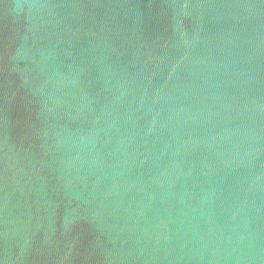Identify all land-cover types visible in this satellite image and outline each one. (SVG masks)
Here are the masks:
<instances>
[{"label": "water", "instance_id": "water-1", "mask_svg": "<svg viewBox=\"0 0 264 264\" xmlns=\"http://www.w3.org/2000/svg\"><path fill=\"white\" fill-rule=\"evenodd\" d=\"M0 264H264V0H0Z\"/></svg>", "mask_w": 264, "mask_h": 264}]
</instances>
